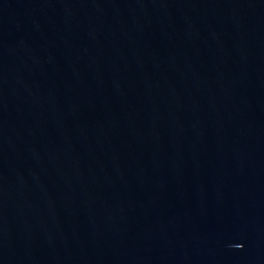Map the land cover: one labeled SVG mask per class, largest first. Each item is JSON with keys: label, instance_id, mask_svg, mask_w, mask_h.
<instances>
[{"label": "water", "instance_id": "1", "mask_svg": "<svg viewBox=\"0 0 264 264\" xmlns=\"http://www.w3.org/2000/svg\"><path fill=\"white\" fill-rule=\"evenodd\" d=\"M0 264H264V0H0Z\"/></svg>", "mask_w": 264, "mask_h": 264}]
</instances>
